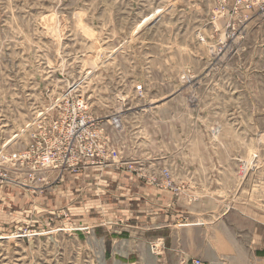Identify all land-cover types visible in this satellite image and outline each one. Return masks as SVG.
Instances as JSON below:
<instances>
[{"label":"rangeland","instance_id":"rangeland-1","mask_svg":"<svg viewBox=\"0 0 264 264\" xmlns=\"http://www.w3.org/2000/svg\"><path fill=\"white\" fill-rule=\"evenodd\" d=\"M0 175V264H166L170 230L122 200L243 239L264 222V0H0Z\"/></svg>","mask_w":264,"mask_h":264},{"label":"crops","instance_id":"crops-1","mask_svg":"<svg viewBox=\"0 0 264 264\" xmlns=\"http://www.w3.org/2000/svg\"><path fill=\"white\" fill-rule=\"evenodd\" d=\"M142 190L143 187H140L139 191ZM110 191L106 195L108 199L112 194V191ZM127 192H129V189ZM131 196L136 200L139 197V193L136 191V194L133 195L131 192ZM154 200H159V198L156 197ZM121 202L124 203V207L120 210L122 212L121 216L124 218L122 219L125 220L124 222H127L135 215V219L144 222L141 226L142 228L145 227L146 230H170V235L166 239V244H164L166 247L164 257L166 264H188L189 261L194 259L201 261L202 264H264V222L262 221L254 222V219L245 217L246 221L250 219L252 232L247 233L243 239H235L233 237L232 232L228 229L232 224L227 222L223 223L224 229H222L225 235L221 236L220 233L217 236L214 235L213 239H207L206 236L203 237L201 227L199 231L196 227L192 228L198 234V238L195 239L192 231H190L191 227L176 228L173 225L178 214L177 211L166 214V217L160 223L157 215L153 217L146 216L147 213H152L161 207H158L157 203H153L154 205L152 204L146 213H139V205L133 203L132 206L131 204L127 206L126 201L122 200ZM166 202L170 203L169 199H166ZM179 214L181 213L179 212ZM239 215L244 216L242 213ZM172 232L174 239L172 238Z\"/></svg>","mask_w":264,"mask_h":264},{"label":"built area","instance_id":"built-area-1","mask_svg":"<svg viewBox=\"0 0 264 264\" xmlns=\"http://www.w3.org/2000/svg\"><path fill=\"white\" fill-rule=\"evenodd\" d=\"M58 127H59V124H57V123H55V124L53 125V128H54V129H57ZM93 157H94V150L90 151V153H89V158H93ZM3 179H4V177L0 175V182H1V183H2V180H3ZM151 246H155L154 243H152V244L150 245V251H151V253H153L152 250H151ZM188 264H202V263H201V261H199V260H191V261H189Z\"/></svg>","mask_w":264,"mask_h":264},{"label":"bare ground","instance_id":"bare-ground-1","mask_svg":"<svg viewBox=\"0 0 264 264\" xmlns=\"http://www.w3.org/2000/svg\"><path fill=\"white\" fill-rule=\"evenodd\" d=\"M79 102V101H78ZM78 106V105H77ZM91 141H92V134L90 133L89 135ZM94 150V149H91V151ZM97 157V155L95 154V150H94V157L93 158H89V153H88V161H91L92 164H94V158ZM155 246H151V250L153 253H151L153 256H157V249H158V245H156V243H154ZM163 245V244H162ZM161 243L159 244V246H162ZM151 252V251H150ZM194 260H197V259H194ZM202 263V262H201Z\"/></svg>","mask_w":264,"mask_h":264}]
</instances>
